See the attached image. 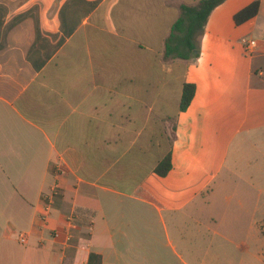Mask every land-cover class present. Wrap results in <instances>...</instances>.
<instances>
[{
    "label": "crops",
    "instance_id": "obj_1",
    "mask_svg": "<svg viewBox=\"0 0 264 264\" xmlns=\"http://www.w3.org/2000/svg\"><path fill=\"white\" fill-rule=\"evenodd\" d=\"M199 1L0 0V264H264L218 241L264 220V171L241 163L264 142V0L242 25L254 0H227L197 58L165 61Z\"/></svg>",
    "mask_w": 264,
    "mask_h": 264
},
{
    "label": "trees",
    "instance_id": "obj_2",
    "mask_svg": "<svg viewBox=\"0 0 264 264\" xmlns=\"http://www.w3.org/2000/svg\"><path fill=\"white\" fill-rule=\"evenodd\" d=\"M227 0H200L194 6L183 5L180 16L173 25L171 34L165 43L164 60H190L197 58L200 50L199 37L203 36L213 11ZM260 9V0H254L249 6L239 11L234 20L237 25H242L255 18ZM196 94V85L185 84L180 103V111L185 112L191 105ZM172 153L155 168V173L165 177L172 170ZM139 195L149 198V194L140 190Z\"/></svg>",
    "mask_w": 264,
    "mask_h": 264
},
{
    "label": "rangeland",
    "instance_id": "obj_3",
    "mask_svg": "<svg viewBox=\"0 0 264 264\" xmlns=\"http://www.w3.org/2000/svg\"><path fill=\"white\" fill-rule=\"evenodd\" d=\"M251 149L246 155L241 158V163L247 165L248 173L250 175L256 174L259 171H264V142ZM231 224L220 230L218 241H236L248 243L251 248H262L264 246V220L259 225L260 233H258V226L253 225L249 219H230Z\"/></svg>",
    "mask_w": 264,
    "mask_h": 264
},
{
    "label": "built area",
    "instance_id": "obj_4",
    "mask_svg": "<svg viewBox=\"0 0 264 264\" xmlns=\"http://www.w3.org/2000/svg\"><path fill=\"white\" fill-rule=\"evenodd\" d=\"M243 46H244L245 54L246 55H252L258 46V42L255 39H244ZM47 214H48V212L43 217L44 221H46ZM20 241H21V243H26L27 235L21 234L20 235Z\"/></svg>",
    "mask_w": 264,
    "mask_h": 264
}]
</instances>
